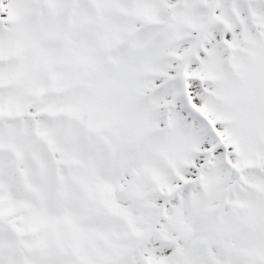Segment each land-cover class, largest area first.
I'll return each instance as SVG.
<instances>
[{
    "label": "snow or ice",
    "instance_id": "obj_1",
    "mask_svg": "<svg viewBox=\"0 0 264 264\" xmlns=\"http://www.w3.org/2000/svg\"><path fill=\"white\" fill-rule=\"evenodd\" d=\"M0 264H264V0H0Z\"/></svg>",
    "mask_w": 264,
    "mask_h": 264
}]
</instances>
